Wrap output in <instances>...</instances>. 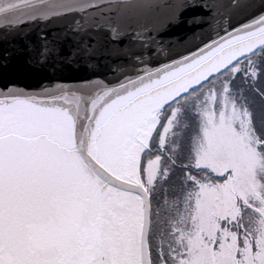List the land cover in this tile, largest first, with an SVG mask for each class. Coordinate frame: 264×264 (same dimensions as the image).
<instances>
[{
	"label": "snow or ice",
	"instance_id": "obj_1",
	"mask_svg": "<svg viewBox=\"0 0 264 264\" xmlns=\"http://www.w3.org/2000/svg\"><path fill=\"white\" fill-rule=\"evenodd\" d=\"M129 7L0 0V32ZM243 8L157 66L164 24L134 30L115 81L0 88V264H264V0ZM21 39L44 68L48 34Z\"/></svg>",
	"mask_w": 264,
	"mask_h": 264
},
{
	"label": "water",
	"instance_id": "obj_2",
	"mask_svg": "<svg viewBox=\"0 0 264 264\" xmlns=\"http://www.w3.org/2000/svg\"><path fill=\"white\" fill-rule=\"evenodd\" d=\"M106 3H128L136 7L112 9L96 17L73 14L55 19L54 22L32 23L24 32L4 34L0 32V88L17 87L35 92L56 84L88 86L87 81H115L119 68L129 67L130 58L141 51L130 37L134 30L160 28L164 49L151 57L157 66L170 59L187 54L202 45L223 27L244 19L250 9L246 3L260 0H105ZM218 6L221 15L215 20L205 7ZM144 5H151L141 7ZM181 5H185L181 7ZM192 5H197L193 7ZM203 17L195 20L194 17ZM174 17V19H173ZM116 25L119 35L112 37L110 26ZM38 34H48L49 47L54 50L48 56L44 68L34 61L37 50H27L22 37L37 41Z\"/></svg>",
	"mask_w": 264,
	"mask_h": 264
}]
</instances>
